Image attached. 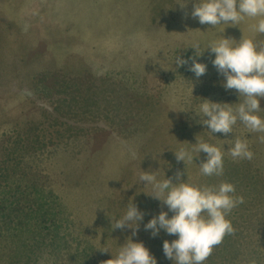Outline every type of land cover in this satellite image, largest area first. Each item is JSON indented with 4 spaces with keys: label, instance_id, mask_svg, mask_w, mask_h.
<instances>
[{
    "label": "rangeland",
    "instance_id": "374dc122",
    "mask_svg": "<svg viewBox=\"0 0 264 264\" xmlns=\"http://www.w3.org/2000/svg\"><path fill=\"white\" fill-rule=\"evenodd\" d=\"M198 2L0 0V264H103L128 237L157 264H174L163 242L178 236L144 228L167 205L139 177L176 183L178 170L198 186L230 182L244 198L227 216L234 234L203 264H264V133L239 120L232 133H211L198 115L204 99L243 102L210 89L217 68L208 47L254 37L258 17L213 27L191 16ZM193 59L207 66L200 77ZM237 138L251 160L231 156ZM200 141L221 149L223 175L201 173L203 151L177 161L174 152ZM129 199L145 213L135 236L113 230Z\"/></svg>",
    "mask_w": 264,
    "mask_h": 264
},
{
    "label": "clouds",
    "instance_id": "9594fccd",
    "mask_svg": "<svg viewBox=\"0 0 264 264\" xmlns=\"http://www.w3.org/2000/svg\"><path fill=\"white\" fill-rule=\"evenodd\" d=\"M191 16L198 18L201 24L213 27L221 24L238 25L246 17H261L252 26V30L264 34V0H199L194 4ZM192 47L197 49L200 45L196 43ZM208 48L215 53L212 64L225 77L223 87L226 90H237L239 97L243 96L244 100L233 108L227 103L204 99L198 115L202 114L207 119L200 120V123L206 125L211 133L227 135L232 133L233 126L239 120L250 131L264 133V118L258 115L264 111L260 107V101L264 99V41L242 37L237 42L223 36ZM175 62L184 65L187 60L176 58ZM206 69V64L193 59L190 71L197 77L205 74ZM259 139L264 143V136ZM193 151L207 154L206 161L200 164L203 175H223V152L214 145L200 141L194 144L192 150L181 146L174 154L178 162L185 163L193 161ZM229 152L233 159L251 160L254 155L247 140L239 138L229 148ZM183 174L178 170L175 174L177 182L173 183L172 178L157 180L155 173H141L139 180L152 185L151 196L168 208V211L162 210L153 216L144 228L151 230L153 237L161 229L168 235L178 236L171 242H163L164 255L173 260L174 264H203L226 235L234 234V227L227 216L234 207L244 202V198L234 195L235 186L230 182H221L218 187L198 186L181 180ZM168 212L173 213L171 218ZM144 215L133 199H129L125 214L115 220L113 230L128 228L132 230V236H135ZM103 264H157V259L142 241L133 242L128 237L118 253ZM252 264H256L255 260Z\"/></svg>",
    "mask_w": 264,
    "mask_h": 264
},
{
    "label": "crops",
    "instance_id": "0c3cea01",
    "mask_svg": "<svg viewBox=\"0 0 264 264\" xmlns=\"http://www.w3.org/2000/svg\"><path fill=\"white\" fill-rule=\"evenodd\" d=\"M259 19H261V17H258V21H259ZM258 21L256 22V23H258ZM256 23H253L252 24V26L254 25V24H256ZM251 26V25H250ZM251 26V27H252ZM260 36H263L264 37V34H261V33H258V32H255L254 31V37H252V39H254V41H257V42H261V41H263V38H261ZM215 67V66H214ZM214 71V72H213ZM212 72V75H211V78H212V80H211V82L212 83H214V84H210L209 83V86H210V89H212V85L214 86V88H215V90L217 91L216 93H219V92H221V93H224L225 95H227V99L229 100V98H231L232 99V92H237V90H235V89H231V90H226L224 87H223V84L226 82L225 81V77L223 76V75H219V72H218V70L217 71H215V70H213ZM215 76V80H214V77ZM187 136H192V134H189V133H186V135H185V139H186V137ZM194 137H189V143L190 144H193V142H194ZM185 142H186V140H185ZM186 145V144H185ZM131 191H133V190H131ZM145 196V195H144ZM141 199L142 200H140V201H142L143 202V196H141ZM149 200H145L144 202H143V204H146L147 202H148ZM157 202H161V201H159V200H157ZM140 204V203H139ZM169 218H171V216L169 215Z\"/></svg>",
    "mask_w": 264,
    "mask_h": 264
},
{
    "label": "trees",
    "instance_id": "16d2710c",
    "mask_svg": "<svg viewBox=\"0 0 264 264\" xmlns=\"http://www.w3.org/2000/svg\"><path fill=\"white\" fill-rule=\"evenodd\" d=\"M250 264V263H249Z\"/></svg>",
    "mask_w": 264,
    "mask_h": 264
}]
</instances>
